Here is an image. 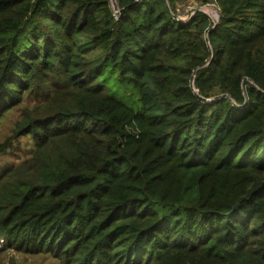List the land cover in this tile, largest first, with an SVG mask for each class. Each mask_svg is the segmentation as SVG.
Returning a JSON list of instances; mask_svg holds the SVG:
<instances>
[{"label":"trees","instance_id":"trees-1","mask_svg":"<svg viewBox=\"0 0 264 264\" xmlns=\"http://www.w3.org/2000/svg\"><path fill=\"white\" fill-rule=\"evenodd\" d=\"M187 1L0 0V252L264 264V0Z\"/></svg>","mask_w":264,"mask_h":264},{"label":"rangeland","instance_id":"rangeland-1","mask_svg":"<svg viewBox=\"0 0 264 264\" xmlns=\"http://www.w3.org/2000/svg\"><path fill=\"white\" fill-rule=\"evenodd\" d=\"M197 10L205 12L213 21L218 17V8L215 0H189L184 4L178 5L177 11L183 13L184 18H189L192 13ZM35 100H28L30 105L35 104ZM21 109L15 108L1 121L0 124V140H4L5 136L11 133L15 121L20 117ZM33 152V142L29 138L22 139L19 148H15L13 152L0 156V167L8 163H20L28 159ZM0 264H56V262L47 256L28 255L13 250L0 252Z\"/></svg>","mask_w":264,"mask_h":264},{"label":"built area","instance_id":"built-area-1","mask_svg":"<svg viewBox=\"0 0 264 264\" xmlns=\"http://www.w3.org/2000/svg\"><path fill=\"white\" fill-rule=\"evenodd\" d=\"M109 1H110V4H111L112 8L114 9V15H115L116 17H118V15H119V10H118L117 7H116V0H109ZM193 14H194V13H192L191 15H193ZM182 15H183L182 12L177 11V14L174 16L175 20L183 21V22H187V21L190 20V16H191V15L189 16V18H184ZM216 16L219 18V12L216 14ZM218 18L215 19V20H213V22H214V23L217 22V21H218Z\"/></svg>","mask_w":264,"mask_h":264},{"label":"water","instance_id":"water-1","mask_svg":"<svg viewBox=\"0 0 264 264\" xmlns=\"http://www.w3.org/2000/svg\"><path fill=\"white\" fill-rule=\"evenodd\" d=\"M237 209V206L234 208V210H236Z\"/></svg>","mask_w":264,"mask_h":264}]
</instances>
